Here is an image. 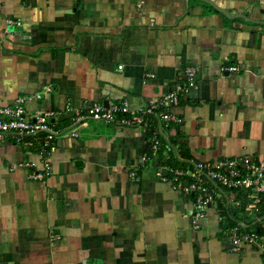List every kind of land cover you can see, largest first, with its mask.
<instances>
[{"label": "crops", "instance_id": "obj_1", "mask_svg": "<svg viewBox=\"0 0 264 264\" xmlns=\"http://www.w3.org/2000/svg\"><path fill=\"white\" fill-rule=\"evenodd\" d=\"M187 67L182 123L156 154L139 127L74 123L91 104L141 107ZM18 98L26 116L59 114L49 153L0 143V264H264L226 235L264 232V194L203 178L213 200L194 222L193 196L172 184L192 163L264 162V0H0V107Z\"/></svg>", "mask_w": 264, "mask_h": 264}, {"label": "built area", "instance_id": "obj_2", "mask_svg": "<svg viewBox=\"0 0 264 264\" xmlns=\"http://www.w3.org/2000/svg\"><path fill=\"white\" fill-rule=\"evenodd\" d=\"M11 24L12 22L9 21ZM20 26L21 23L16 21ZM229 71L236 72V67H229ZM196 70L187 67L183 71V82L175 89L163 94L161 97L150 100L147 104L131 110L127 102L112 103L107 106L91 104L83 111L75 112L74 123L83 120H92L105 124H114L130 127H139L148 135L151 142V151L157 153L161 150L160 131L171 125L182 123V118L172 109L179 104L180 97L187 95L196 83ZM67 111L71 110L68 105ZM59 113L42 111L26 116L24 99L18 98L13 106L0 107V143L12 138L16 143L25 139L38 141L45 147V152L53 149L56 133L51 127V120ZM28 145H33L30 141ZM192 170L173 171L172 184L174 189L193 196L192 219L194 222L202 221L206 211L213 200V196L203 187L205 178L215 185L229 190H252L257 195L264 194V162L250 158L239 160L220 159L207 163H192ZM47 161L42 163L39 171L32 176L43 180L48 173ZM134 174H132L133 176ZM161 176V172L158 173ZM253 203L260 202L259 196L252 197ZM197 227V225H196ZM241 225L232 227L226 235L234 251L246 245H252L264 252V234L258 232H241ZM56 239V238H55Z\"/></svg>", "mask_w": 264, "mask_h": 264}, {"label": "trees", "instance_id": "obj_3", "mask_svg": "<svg viewBox=\"0 0 264 264\" xmlns=\"http://www.w3.org/2000/svg\"><path fill=\"white\" fill-rule=\"evenodd\" d=\"M167 147L170 148L169 145H167ZM187 159H189V158L186 155H184V160H187ZM166 162H167V165H169V166H176L177 165V162L174 159H169ZM185 164H186V162H185ZM256 232H258L260 234H264V232H259V229H257Z\"/></svg>", "mask_w": 264, "mask_h": 264}]
</instances>
